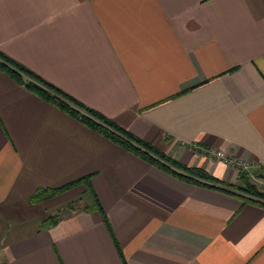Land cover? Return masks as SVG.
Instances as JSON below:
<instances>
[{
	"label": "crops",
	"instance_id": "obj_1",
	"mask_svg": "<svg viewBox=\"0 0 264 264\" xmlns=\"http://www.w3.org/2000/svg\"><path fill=\"white\" fill-rule=\"evenodd\" d=\"M0 49L226 182L238 169L193 144L264 165V0H0ZM88 173L124 262L100 213L66 209L82 184L30 200ZM0 264H264V206L172 175L0 68Z\"/></svg>",
	"mask_w": 264,
	"mask_h": 264
},
{
	"label": "trees",
	"instance_id": "obj_2",
	"mask_svg": "<svg viewBox=\"0 0 264 264\" xmlns=\"http://www.w3.org/2000/svg\"><path fill=\"white\" fill-rule=\"evenodd\" d=\"M0 68L14 77L17 81L26 85L39 96L78 118L90 128L172 175L194 183L226 191L241 198L243 202H252L264 206L263 186L251 180V175L248 170L238 168L237 180L235 182H226L222 178L209 172L204 166H192L183 163L153 143L137 136L108 115L62 90L60 87L43 78L1 49ZM260 172L264 173V165L259 166V169L254 172L255 177L264 182V178L258 176ZM91 175L92 173H88L58 186H39L31 194L30 200L39 201L70 188L73 185L82 184L84 190L81 196L67 204L66 209L76 210L80 208L88 212L96 211L100 213L105 226L115 242L120 257L124 262V254L113 235L105 209L92 183ZM60 212L61 210L58 209L56 212L48 214L47 217L44 218L42 225L48 227L55 224L60 218Z\"/></svg>",
	"mask_w": 264,
	"mask_h": 264
},
{
	"label": "built area",
	"instance_id": "obj_3",
	"mask_svg": "<svg viewBox=\"0 0 264 264\" xmlns=\"http://www.w3.org/2000/svg\"><path fill=\"white\" fill-rule=\"evenodd\" d=\"M193 147L195 149H198L199 151H208L211 154H213V156L215 158L221 159L224 162H226L228 165H232V166H234L237 169L240 168V169H245V170L250 171V169H249L250 168V163L248 161H246L244 159L236 158V157L230 155L229 153H227L224 150H221V149H211V148L199 146V145H196V144H193Z\"/></svg>",
	"mask_w": 264,
	"mask_h": 264
},
{
	"label": "rangeland",
	"instance_id": "obj_4",
	"mask_svg": "<svg viewBox=\"0 0 264 264\" xmlns=\"http://www.w3.org/2000/svg\"><path fill=\"white\" fill-rule=\"evenodd\" d=\"M201 153H206V154H209L210 152H208V151H202ZM211 154V153H210ZM212 156H213V154H211ZM251 170V169H250ZM249 172H251L250 173V175H251V180L253 181V182H257L258 184H260V185H264V182L263 181H261V180H259V179H255V173H254V171H249ZM253 172V173H252ZM263 189H264V186H263Z\"/></svg>",
	"mask_w": 264,
	"mask_h": 264
},
{
	"label": "water",
	"instance_id": "obj_5",
	"mask_svg": "<svg viewBox=\"0 0 264 264\" xmlns=\"http://www.w3.org/2000/svg\"><path fill=\"white\" fill-rule=\"evenodd\" d=\"M258 176L264 178V173H263V172H260V173L258 174Z\"/></svg>",
	"mask_w": 264,
	"mask_h": 264
}]
</instances>
